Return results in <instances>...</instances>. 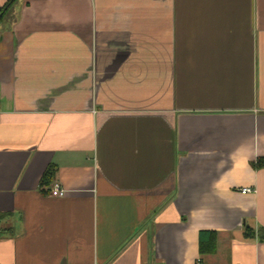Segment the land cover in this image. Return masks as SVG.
I'll return each instance as SVG.
<instances>
[{
    "label": "crops",
    "instance_id": "crops-1",
    "mask_svg": "<svg viewBox=\"0 0 264 264\" xmlns=\"http://www.w3.org/2000/svg\"><path fill=\"white\" fill-rule=\"evenodd\" d=\"M261 158L264 0H19L0 23V264H264Z\"/></svg>",
    "mask_w": 264,
    "mask_h": 264
},
{
    "label": "trees",
    "instance_id": "trees-1",
    "mask_svg": "<svg viewBox=\"0 0 264 264\" xmlns=\"http://www.w3.org/2000/svg\"><path fill=\"white\" fill-rule=\"evenodd\" d=\"M16 1L17 0H8V2L5 5L0 7V14H2V16L0 18V23L3 22L6 19L7 15L11 11V9H13V6L15 5ZM256 166L263 167L264 166V158L259 159L258 162L256 163ZM55 170H56V166L54 164H51L48 167V169L46 170V172L43 175L42 180H41L43 185L50 184L51 181H53ZM0 221H1V215H0ZM205 241L207 243H211L213 241V243H214V234L211 233L209 235V238H207V239L204 238V235L201 236V238H200V250H201V252H203L204 249H205V247H204L205 244H206Z\"/></svg>",
    "mask_w": 264,
    "mask_h": 264
},
{
    "label": "built area",
    "instance_id": "built-area-1",
    "mask_svg": "<svg viewBox=\"0 0 264 264\" xmlns=\"http://www.w3.org/2000/svg\"><path fill=\"white\" fill-rule=\"evenodd\" d=\"M244 193H250L254 190L250 187H244L241 189ZM66 193V189L62 187V185L59 182H55L52 187L50 188V194L53 196L61 197L64 196ZM194 264H202V261L200 259H197Z\"/></svg>",
    "mask_w": 264,
    "mask_h": 264
},
{
    "label": "rangeland",
    "instance_id": "rangeland-1",
    "mask_svg": "<svg viewBox=\"0 0 264 264\" xmlns=\"http://www.w3.org/2000/svg\"><path fill=\"white\" fill-rule=\"evenodd\" d=\"M18 2H19V0H17V2L15 3V5L13 6V9H11V11H10L11 13L16 11V9L18 7ZM10 12H9V14H10ZM9 14L7 15V18L9 16ZM1 224H2V222L0 221V226H1Z\"/></svg>",
    "mask_w": 264,
    "mask_h": 264
},
{
    "label": "water",
    "instance_id": "water-1",
    "mask_svg": "<svg viewBox=\"0 0 264 264\" xmlns=\"http://www.w3.org/2000/svg\"><path fill=\"white\" fill-rule=\"evenodd\" d=\"M2 14H0V18H1Z\"/></svg>",
    "mask_w": 264,
    "mask_h": 264
}]
</instances>
